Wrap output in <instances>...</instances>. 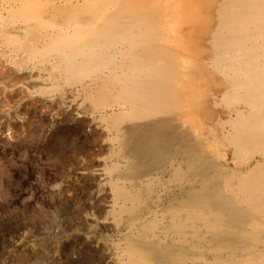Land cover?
Listing matches in <instances>:
<instances>
[{
  "label": "rangeland",
  "instance_id": "374dc122",
  "mask_svg": "<svg viewBox=\"0 0 264 264\" xmlns=\"http://www.w3.org/2000/svg\"><path fill=\"white\" fill-rule=\"evenodd\" d=\"M12 1L0 264H264V0Z\"/></svg>",
  "mask_w": 264,
  "mask_h": 264
},
{
  "label": "bare ground",
  "instance_id": "6f19581e",
  "mask_svg": "<svg viewBox=\"0 0 264 264\" xmlns=\"http://www.w3.org/2000/svg\"><path fill=\"white\" fill-rule=\"evenodd\" d=\"M3 1L5 2L4 4H7V3L8 4H12V2H13L12 0H3ZM33 2H34V0H18L17 2L15 1V3H18V9H19L18 11L19 12L21 11L20 12V15L23 16V19H20V18L15 17V16L14 17H10L9 16V18L7 17L6 22H5L6 28H4L3 30H5L6 32L14 33V34H18V33L24 34L27 30H29L32 22L28 18V13L29 14H32V7H31V5H32ZM6 8H8V7H6ZM96 20H97V18H96ZM111 24L112 23L111 22H108L107 20L104 21V22L102 20L101 21L97 20V21H93V22L85 25V27L86 28L87 27L88 28L90 27V29L87 30L88 32H91V31H94L95 30V29L92 30L91 27H93V28L95 27L96 29L99 27L101 30L104 31L107 28H110L111 27ZM83 29H84V26H83ZM77 30L78 29H74V31L70 30L69 33L70 34L71 33L74 34ZM79 33L75 34L74 36H81V34H79ZM87 36H89V34ZM16 51H18V50H16ZM61 59H62V57H61ZM44 61H46V60H44ZM48 65H49V63H48ZM48 78L49 79H53V77H51V75H48ZM2 88H0V92H3V89ZM27 96H30V94L28 95V93L26 92V95H24L23 97H27Z\"/></svg>",
  "mask_w": 264,
  "mask_h": 264
}]
</instances>
